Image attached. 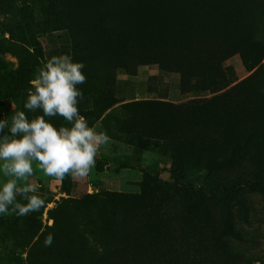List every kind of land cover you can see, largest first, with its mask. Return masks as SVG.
Wrapping results in <instances>:
<instances>
[{
  "label": "trees",
  "instance_id": "1",
  "mask_svg": "<svg viewBox=\"0 0 264 264\" xmlns=\"http://www.w3.org/2000/svg\"><path fill=\"white\" fill-rule=\"evenodd\" d=\"M237 11L234 0H31L17 7L18 21L0 42V53L18 60L16 68L0 61V117L5 101L24 103L29 82L44 63L39 36L63 32L70 55L85 64L87 79L78 87L87 107L79 106L80 114L91 127L99 122V131L111 139L161 140L177 188L165 215L119 202L116 192L105 193L116 202L107 228L92 220L91 200L84 196L55 202L46 211L52 225L38 229L35 222L46 201L38 212L17 216L21 225L9 234L28 247L27 264L252 263L256 240L246 229L247 193L264 197V164L258 162L264 107L247 98L242 115L244 99L228 98L241 85L211 98L198 94L201 82L218 75L234 54L250 67L264 59V39L254 27L241 35ZM142 65L179 76L181 94L194 98L121 103L115 96L117 73L133 76ZM195 172L225 179L211 182L208 194L203 186L177 178ZM218 197L226 198L223 206L214 205ZM49 233L53 242L45 246ZM6 242V232L0 231V248ZM0 264H6L1 256Z\"/></svg>",
  "mask_w": 264,
  "mask_h": 264
},
{
  "label": "rangeland",
  "instance_id": "2",
  "mask_svg": "<svg viewBox=\"0 0 264 264\" xmlns=\"http://www.w3.org/2000/svg\"><path fill=\"white\" fill-rule=\"evenodd\" d=\"M186 1L188 0H183V3ZM192 1L200 3L203 0ZM234 1L237 12H239L236 16V29H239L241 35L246 36V30L254 27L257 34L264 39V0ZM30 2L31 0L0 1V42L8 38V30L18 21L17 7ZM245 39L248 40L247 37ZM38 40L43 50L44 62L53 55L70 54L71 44L63 32L40 35ZM0 61L10 64L12 68L18 65L17 57L11 53H0ZM218 75L221 81L217 80ZM218 75L213 74L208 80L201 82L199 98L221 95L231 87L241 85L240 88L232 91L228 98L244 99L245 102L242 101L240 106L242 115L245 113L243 111H248L247 98L256 100L260 107H264V90H259L261 86L264 87V59L261 64L250 67L243 63L239 53L234 54L222 64ZM224 84L229 85L221 88ZM115 88V96L121 103L140 101L182 103L194 98L190 94H181L179 76L160 73L157 65L138 66L133 76L118 72ZM10 102L12 101L4 102L1 115V117L5 115L9 120L13 115ZM85 103L81 99L79 106L86 109ZM15 105L17 110H24L23 104L18 106L15 103ZM26 114L32 119L42 115V112L37 110ZM46 119H50L57 127L70 126L59 116ZM92 127L99 131L100 123L97 122ZM258 146L260 149L258 162L264 164V136ZM162 149L161 140L126 135H121L117 139L110 138L107 144L100 147L95 157V166L83 178L65 176L60 180L46 176L38 164H34V173L27 178V183L36 185L40 194L47 197L48 202L43 213L36 220L35 227L43 230L44 226L52 225V221L47 219L46 211L53 208L55 202L60 199L79 200L84 196H89L92 220L107 228L116 205V202L104 197V194L108 192H116L119 202L165 215L177 193V188L172 184L171 165L162 156ZM177 178L179 182H189L195 187L203 186L208 194H210L211 182H220L225 179L224 176L218 174L204 177L198 172L186 176L180 175ZM159 183L164 187H159ZM247 196L251 207L249 226L246 229L254 235L256 240L251 264H264V197L255 192H248ZM225 200V197H218L213 203L223 206ZM16 217L15 214L0 216V231L6 232L7 236L5 248H0V256L6 264H27L28 247L20 246L17 240H12L9 236L14 225H21V219H16Z\"/></svg>",
  "mask_w": 264,
  "mask_h": 264
},
{
  "label": "clouds",
  "instance_id": "3",
  "mask_svg": "<svg viewBox=\"0 0 264 264\" xmlns=\"http://www.w3.org/2000/svg\"><path fill=\"white\" fill-rule=\"evenodd\" d=\"M85 64L70 54L53 55L36 69L30 80L24 110L10 102L13 115L0 117V216L23 217L38 212L47 197L36 185L27 183L38 164L46 176L86 177L95 166L102 145L109 142L105 131L89 126L80 114L79 103L86 82ZM40 110L30 119L27 112ZM62 117L70 126H55L50 119ZM23 182V183H21ZM53 242L49 233L45 246Z\"/></svg>",
  "mask_w": 264,
  "mask_h": 264
}]
</instances>
